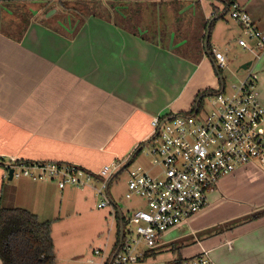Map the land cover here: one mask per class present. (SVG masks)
I'll use <instances>...</instances> for the list:
<instances>
[{
    "label": "crops",
    "instance_id": "obj_1",
    "mask_svg": "<svg viewBox=\"0 0 264 264\" xmlns=\"http://www.w3.org/2000/svg\"><path fill=\"white\" fill-rule=\"evenodd\" d=\"M85 1L98 5V12L60 19L50 3L61 0H0L3 165L13 158L71 163L93 172L113 162L122 166L150 139L153 118L188 112L197 95L225 86L213 49L228 64L234 61L227 59L228 52L240 48L248 54L235 61L239 67L252 62L249 71L264 109V54L255 59L237 44L243 38L242 27L229 18L238 27L235 33V25L224 17V3L214 0L220 6H213L208 17L201 0ZM235 3L264 33V0ZM10 5L33 8L20 34L12 29ZM130 8L135 26L117 25V17L126 18ZM162 16L166 24L161 27ZM212 19L203 41L204 24ZM247 44L254 49L255 40ZM259 167L249 164L222 178L202 211L164 234L187 228L178 238L188 233L194 238L177 259L206 253L214 264H264V217L242 219L264 209V170ZM3 174L0 164V206L25 209L41 222L46 220L39 217L52 209L56 193L63 195L65 190L50 182L6 184Z\"/></svg>",
    "mask_w": 264,
    "mask_h": 264
},
{
    "label": "built area",
    "instance_id": "obj_2",
    "mask_svg": "<svg viewBox=\"0 0 264 264\" xmlns=\"http://www.w3.org/2000/svg\"><path fill=\"white\" fill-rule=\"evenodd\" d=\"M227 16L242 27L243 36L255 40L251 49L247 40L237 44L253 53L255 59L264 54V33L254 25L249 14L236 3ZM217 71L226 68L225 56L212 50ZM250 68V67H249ZM248 68V70H249ZM210 97L208 112L199 115L181 113L153 118L150 122L151 147L145 155L150 167L138 166L127 172L126 201L137 200L141 208L126 211L111 200L108 187L121 164L113 162L97 172L65 162H22L11 158L3 166L7 179L50 182L59 191L73 188L90 190L99 198L98 209L110 208L112 220L122 219V239L93 248L96 261L88 264H160L152 255L166 232L178 228L208 205L219 181L249 164L264 166V109L256 92L251 71L230 86ZM95 184H99L97 187ZM170 264H214L206 253L183 257Z\"/></svg>",
    "mask_w": 264,
    "mask_h": 264
},
{
    "label": "rangeland",
    "instance_id": "obj_3",
    "mask_svg": "<svg viewBox=\"0 0 264 264\" xmlns=\"http://www.w3.org/2000/svg\"><path fill=\"white\" fill-rule=\"evenodd\" d=\"M65 1L66 0H61V2ZM201 1L204 13L208 17L210 16L213 6H220L219 3H216L214 0ZM173 6L174 4L172 7ZM50 7H55L57 11L59 10L60 19L62 16H71V14L66 13L62 9L60 2H51ZM173 9L175 8L173 7ZM163 11L164 10H161V13ZM168 11L170 12L169 14H172L173 12V10H170V7ZM96 12H98V9ZM102 14H106V12ZM163 14L166 13L163 12ZM79 16L84 17L83 15ZM224 17L228 18L227 21L231 25L234 24V21L231 22L227 15H224ZM163 18L164 16H162V19L159 20L161 27L163 24H166V22H163L166 18H164V20ZM234 31L239 34V30L236 25ZM243 37L246 40H250L247 36ZM235 53H237V55H235ZM236 56L239 60L249 58L248 54L242 52L240 48L238 50H233V52H228L227 59L234 58V61L231 64H228L229 61L225 58L226 68L221 70V76H223L226 93H230V86L242 79L250 70L237 71L239 68V61H235ZM209 109V101L205 100L202 108L199 110V115L208 112ZM151 145L152 143H148L144 146L139 154L130 162L128 167L121 171L114 179H112L110 183L109 196H111L115 203L121 207L124 219L126 218V211L142 207L141 203L137 200L126 201L124 199L127 172L138 166L143 168L150 167L151 158L146 156L145 152L151 147ZM259 168L264 170V166H260ZM16 182V180H11L6 181L5 183L14 184ZM95 185L97 187L99 186V184ZM63 192V195L56 193V198L52 201V209L46 212L42 217H39L40 219L49 221L51 224L55 264H88L89 260L96 261V258L92 254V249L99 246L102 247L106 241L108 242V245L112 244L116 238V220L112 223L113 220L109 207L102 209H98L96 207L99 202V198L95 197L92 191H79L73 188L70 190L67 188ZM211 195L212 194L208 196V203ZM4 197H6V194H4ZM244 218L247 219V216ZM186 229L182 228L180 230L181 235L187 233ZM180 232L174 230L162 237V240L160 241L161 247L157 250V254L153 258L155 261L160 264H168L178 258V254L181 253L182 248H190V244L193 243L194 238L192 239L189 233L186 237L184 236L185 238H178L180 236ZM180 247L182 248L179 249ZM171 248H173V250Z\"/></svg>",
    "mask_w": 264,
    "mask_h": 264
},
{
    "label": "trees",
    "instance_id": "obj_4",
    "mask_svg": "<svg viewBox=\"0 0 264 264\" xmlns=\"http://www.w3.org/2000/svg\"><path fill=\"white\" fill-rule=\"evenodd\" d=\"M215 1L225 4V9L223 11L225 15H227L230 6L235 3V0ZM90 3L85 0H66L65 2L60 3V5L66 13L73 14L78 19L81 18L79 15L87 16L92 14L93 11L96 13L98 5ZM11 6L12 5H10L9 9L13 11V14L10 23L12 29H14L17 34H20L21 29L25 27L30 19L33 8L30 6H18L17 8ZM133 12L132 8L126 11V18L117 17V13L113 12V15L117 17L118 22L116 24L123 28H133L135 26V22L132 20L134 17ZM221 18H223V16H221ZM214 22L215 19H212L204 24L205 34L202 37L203 41L206 34L210 32ZM80 23L81 20L79 19V24ZM19 39L20 38H17L16 40ZM203 50V47L200 46L199 51ZM206 51L210 52L208 42L206 45ZM218 75H221V71H218ZM218 92L219 91L215 92L213 90H207L204 93L197 95L188 113H193L195 109H201L206 97L213 96ZM138 154L139 153L134 155L133 159ZM0 164L3 165L1 161ZM116 176L112 177V179ZM112 179L110 180V183ZM262 217H264V209L247 216V219H242L244 221H254ZM235 223L236 222L234 221L232 222V224ZM119 226L120 219L117 216L116 240L119 238ZM181 248L182 247L179 249ZM171 249L173 250V248ZM53 252V239L51 235V224L49 221L41 222L36 215L22 208L0 206V261L2 264H55ZM152 255L155 256L154 251L152 252Z\"/></svg>",
    "mask_w": 264,
    "mask_h": 264
},
{
    "label": "water",
    "instance_id": "obj_5",
    "mask_svg": "<svg viewBox=\"0 0 264 264\" xmlns=\"http://www.w3.org/2000/svg\"><path fill=\"white\" fill-rule=\"evenodd\" d=\"M207 43V40H205V44ZM251 64H252V62L251 61H248V62H246V63H244V64H242L239 68H238V70L237 71H239V70H248V68L251 66ZM219 77L221 78V84H223V81H222V76L221 75H219ZM222 88H223V86H222ZM150 142V139L149 140H147L146 142H144L143 144H141L140 146H139V148H137V150H135V152L130 156V158H128L125 162H124V164L113 174V176L112 177H114V176H116V175H118L121 171H123L124 169H126L127 167H128V165L130 164V162L133 160V157H134V155H136L137 153H139L142 149H143V147L144 146H146L148 143ZM112 177H111V179H112ZM7 181H11L12 180V170H10L9 172H8V176H7V179H6ZM123 225H122V219L120 218V226H119V232H120V240L122 239V232H123V227H122Z\"/></svg>",
    "mask_w": 264,
    "mask_h": 264
}]
</instances>
